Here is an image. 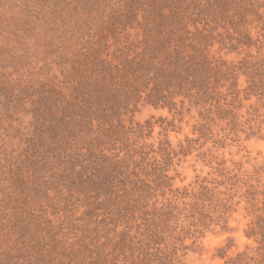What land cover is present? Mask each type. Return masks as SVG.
I'll return each instance as SVG.
<instances>
[{
  "label": "trees",
  "instance_id": "1",
  "mask_svg": "<svg viewBox=\"0 0 264 264\" xmlns=\"http://www.w3.org/2000/svg\"><path fill=\"white\" fill-rule=\"evenodd\" d=\"M252 137L264 0H0V264H188L239 209L252 243L217 255L264 264V162L177 182L193 150Z\"/></svg>",
  "mask_w": 264,
  "mask_h": 264
},
{
  "label": "rangeland",
  "instance_id": "2",
  "mask_svg": "<svg viewBox=\"0 0 264 264\" xmlns=\"http://www.w3.org/2000/svg\"><path fill=\"white\" fill-rule=\"evenodd\" d=\"M156 117L162 115L172 118L171 113L167 108H154L146 105L136 113V118L139 121H145L151 116ZM178 122V121H177ZM194 120L188 122V118L184 119L182 123H177V127L169 130V136L174 144L184 140L186 136L196 137L197 134L193 133L192 124ZM163 131V126L157 125L155 127L154 136L157 138L160 136V132ZM225 148L213 147L212 142L204 144L203 147L193 150L186 161L180 165L181 177L177 182L181 185L188 184L197 178V175H207L213 170L210 166L216 165L221 158H227L230 165H233L231 160L244 162L245 168L252 169L254 164H261L264 162V139L258 137H252L250 139H242L238 142L227 141ZM211 151L218 156L214 162L209 163L210 159L203 156L202 152L209 153ZM207 150V151H206ZM213 175V174H212ZM248 222V216H246L244 209H239L234 212L230 217L229 226L231 230L219 231V232H208L205 237L201 239V243L194 250L190 251L186 256L188 264H223L224 259L218 256V250L220 247L227 246L232 243L229 248V254H234L238 250H243L247 244L252 243L244 234V228ZM230 238L233 240L230 241Z\"/></svg>",
  "mask_w": 264,
  "mask_h": 264
}]
</instances>
